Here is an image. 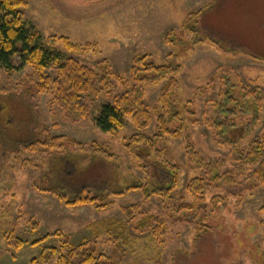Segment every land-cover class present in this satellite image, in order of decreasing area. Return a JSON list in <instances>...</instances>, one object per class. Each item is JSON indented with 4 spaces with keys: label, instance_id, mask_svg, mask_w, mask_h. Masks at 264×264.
<instances>
[{
    "label": "rangeland",
    "instance_id": "rangeland-1",
    "mask_svg": "<svg viewBox=\"0 0 264 264\" xmlns=\"http://www.w3.org/2000/svg\"><path fill=\"white\" fill-rule=\"evenodd\" d=\"M25 1L27 5L22 8L25 20L45 38L56 37L57 49L94 70L106 65L128 88L117 79L111 80L110 95L101 94L91 103L88 118L73 123L53 105L51 95L35 96L33 100L21 96L32 85L30 68L11 76L0 68V264H54L42 257L49 249L69 251L85 239L96 242L98 251L111 256L108 238L96 239L92 230L108 219H126L130 226L123 208L134 205L162 217L167 231L157 233L154 228L140 235L131 228V245L124 247V258L118 264H264V213L260 210L264 205V186L242 190L239 196L218 191L226 196V206L221 205L215 211L208 206L206 211H198L197 217L187 214L193 221L203 219L210 228L201 234L200 224L176 220L160 200L146 201L139 192L112 198L110 206L99 211L90 206L68 208L44 191L51 180L45 174L50 171L53 175L59 167V142L54 138H62L64 148L71 147L77 152L94 150L91 145L96 143L107 156H113L121 180L146 181L134 158L126 152L123 140L135 133L152 136L156 132L155 108H160L158 97L164 82H142L144 103L153 116L148 129L137 131L129 124L115 138L95 124L103 105L132 91L134 62L142 56L147 57L148 63L172 64L180 69L176 79L181 121L173 122L171 128L182 124L183 132L181 138L163 139L159 144L164 158L180 169L175 202L192 203L186 187L193 177L202 175L190 166L188 144L210 163L225 159L221 169L231 172L235 164L230 152L214 142L206 124L217 118V108L212 105L218 99L222 80L228 87L236 86L239 93L236 97L240 99L243 88L264 87V0ZM196 13L198 16L189 25L194 29H187L185 21ZM62 37L79 48L70 49L59 41ZM241 47L247 54L239 50ZM14 63L18 65V60ZM48 75L55 77L52 71ZM239 117L236 124L245 119L248 123L254 115L249 111ZM33 120H37V125ZM263 133L264 109L241 146H247ZM33 141L38 144L33 146ZM41 141L54 146L44 147ZM93 172L101 174L97 169ZM237 182L244 187L251 184L244 177Z\"/></svg>",
    "mask_w": 264,
    "mask_h": 264
},
{
    "label": "trees",
    "instance_id": "trees-1",
    "mask_svg": "<svg viewBox=\"0 0 264 264\" xmlns=\"http://www.w3.org/2000/svg\"><path fill=\"white\" fill-rule=\"evenodd\" d=\"M26 5L25 0H0V68L8 76L19 74L26 68L32 71V85L21 96L25 95L27 99L33 100L35 96L49 94L53 97V105L60 109L62 115L77 123L88 118L91 103L101 94L110 95L111 80L117 79L126 89L128 88L127 83L115 77L106 65L101 64L94 70L67 57L57 49L56 37L45 38L25 20L22 8ZM198 14H192L187 18L184 23L187 29H194L189 25ZM59 41H64L72 50L79 48L67 38L62 37ZM239 50L247 54L244 47ZM253 58L261 60L258 57ZM15 60H18V65H15ZM134 64L132 76L134 88L114 97L112 103L103 105L95 118V124L100 130L110 133L115 138L129 124L137 131L148 129L153 116L144 103L142 82L149 84L164 82L158 97L160 108H155L156 132L152 136L135 133L123 140L126 152L134 158L146 181L121 180L113 156H107L103 147L99 148L96 143L91 145L94 150L77 152L71 147L64 148L61 144L62 138H54V141L59 142L57 149L59 167L57 173L51 175L48 171L45 174V177L51 180L50 187L44 191L53 194L68 208L90 206L99 211L109 207L112 198L139 192L146 201L153 198L160 200L164 209L176 220L197 223L198 226L200 224L199 234L209 231L210 228L203 219L193 221V217L187 214L197 217V212L206 211L208 206H211L213 211L221 205L226 206V196H222L218 191H226L228 196H239L242 190L252 191L258 186H264V133L254 138L247 146L240 144L250 136L264 109V87L255 90L243 88L244 95L240 99L236 97V94L239 96L235 90L236 86L228 87L221 79L218 99L213 101L212 105L217 108L215 111L217 118L206 125L213 133L214 142L230 152V158L235 164L234 169L231 172H223L221 168L225 165V159L218 163H210L194 146L188 144L186 153L190 166L192 170L201 171L202 175L193 177L186 187L192 203L182 201L177 204L175 195L180 185V169L178 165L164 158V151L159 144L163 139H179L183 132L182 124L175 129L171 128L173 122L181 121L179 84L176 79L180 69L179 66L172 64L157 66L148 63L146 56L136 58ZM50 71L55 73L54 78L48 75ZM249 111L253 113L254 118H249L250 121L247 123L242 117L245 120L236 124L239 116H244ZM32 123L36 124L37 120H33ZM32 123L29 127L34 136ZM31 144L35 146L38 141ZM40 144L45 145L44 147L49 145V148L54 146L42 141ZM7 150L5 147L4 151ZM64 159L67 161L63 165ZM95 169L101 174L95 175L93 172ZM70 170L72 173H69ZM89 171L93 173L89 174ZM242 177L251 184L241 186L237 181ZM237 186L240 187L237 189ZM260 210L264 213V205ZM123 212L130 226L126 219H108L94 226L92 230L96 239L108 238L107 243L112 245L111 256L98 251L96 242L85 239L69 251L51 248L47 255L42 256L43 259L54 264H118L117 262L124 258V247L131 245L129 235L131 228L140 235L153 231L154 228L153 232L157 233L167 231V225L162 217L142 211L139 205L125 207ZM262 223L264 224V220Z\"/></svg>",
    "mask_w": 264,
    "mask_h": 264
}]
</instances>
